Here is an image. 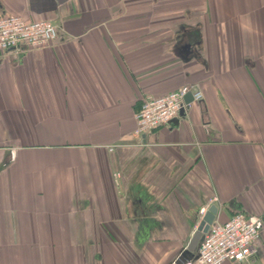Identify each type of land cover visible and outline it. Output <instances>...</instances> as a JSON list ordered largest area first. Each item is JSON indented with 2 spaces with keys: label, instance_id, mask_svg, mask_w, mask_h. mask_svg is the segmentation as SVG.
<instances>
[{
  "label": "crops",
  "instance_id": "1",
  "mask_svg": "<svg viewBox=\"0 0 264 264\" xmlns=\"http://www.w3.org/2000/svg\"><path fill=\"white\" fill-rule=\"evenodd\" d=\"M10 13L59 34L0 52V264H175L212 203L262 221L222 264H264V0H0ZM184 85L203 98L178 125L136 133L143 98Z\"/></svg>",
  "mask_w": 264,
  "mask_h": 264
},
{
  "label": "built area",
  "instance_id": "2",
  "mask_svg": "<svg viewBox=\"0 0 264 264\" xmlns=\"http://www.w3.org/2000/svg\"><path fill=\"white\" fill-rule=\"evenodd\" d=\"M59 34V26L48 19L27 21L20 14L0 15V52L18 48L44 47ZM193 91L196 100L203 98V92L193 86L184 85L161 96L143 98L136 113V133L150 132L167 125L179 115L184 106L185 95ZM206 207H202L203 214ZM262 221L258 216L245 211H236L226 220L214 221L203 241L198 246L195 258L175 264H222L226 261L242 262L249 258L261 235Z\"/></svg>",
  "mask_w": 264,
  "mask_h": 264
},
{
  "label": "water",
  "instance_id": "3",
  "mask_svg": "<svg viewBox=\"0 0 264 264\" xmlns=\"http://www.w3.org/2000/svg\"><path fill=\"white\" fill-rule=\"evenodd\" d=\"M185 105L180 110V114L177 117H174L169 124L176 126L179 123V116H184L185 110L190 107V104L194 101L193 92L189 91L184 98ZM203 214L199 224L197 225L192 237L185 249L184 255H195L196 249L201 241H203L205 234L208 232L211 224L216 220V217L219 213V206L216 203L211 204ZM196 256V255H195Z\"/></svg>",
  "mask_w": 264,
  "mask_h": 264
}]
</instances>
